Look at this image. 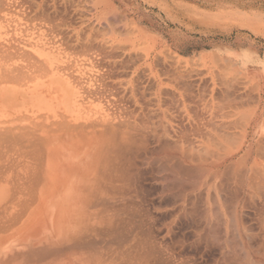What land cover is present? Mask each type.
Wrapping results in <instances>:
<instances>
[{
    "label": "rangeland",
    "instance_id": "374dc122",
    "mask_svg": "<svg viewBox=\"0 0 264 264\" xmlns=\"http://www.w3.org/2000/svg\"><path fill=\"white\" fill-rule=\"evenodd\" d=\"M219 46H239L248 50L251 60H256L257 58L260 61L264 60V0H0V51L4 54L5 51L8 53L5 58L0 52V59L4 58L8 63L4 59L1 60L0 65H2V62L4 64L5 61L3 68L7 65L15 67L12 64H16L18 67H22H20L19 74L25 76V79H28L34 73L35 80H37L39 76H43L47 69L45 58H50L49 60L54 65L60 67V70L62 69V73L65 72V76L68 77L69 75V78H75L73 81L76 83L78 81L82 82L83 77L84 80L90 78L96 86L98 84L106 85L110 96L107 92L101 95H87L85 93L84 96H78V106L76 105L74 110L77 109L82 115L87 116L89 113V115L97 117L101 114L99 116L107 115V118H112L115 115L117 117L122 116L118 118L121 119L126 118L125 116H129L130 113V116L134 117L130 118V116H127L126 119L130 118V121L133 118L131 123L138 122V124L141 123L140 125H142L144 124L142 122H147L152 129L156 128L161 133L164 130V133L168 131V140L166 139L167 133L164 139L169 143L173 142V144L171 143L172 146H178L174 147L177 150L184 149L183 146L187 145V142L190 145L185 146L186 148L196 147L195 149H201V152L203 147H208L204 149V152L207 151L210 155L216 150V154L214 153L215 157L212 155L211 159L205 157L208 160L205 159V161L209 163L206 162L205 166L209 170L208 172L206 171L207 175L205 173L202 176L203 178L201 177L202 180L205 178L203 185H198L197 189L193 191L191 189L187 190L189 186V183H187L188 186L184 185L185 187L183 186L184 189L182 188L181 191L169 181L168 192L171 195L167 192L164 199L158 198L161 186L156 181L157 176L154 173L156 169L151 171V169H146L144 164L141 165L142 159L140 158L143 156L144 151L142 155H138L135 159L141 165H139L141 173L139 172V177L134 182L135 186L133 185L134 189L131 190L133 191L131 200L133 199L132 202L134 204L130 201L129 206L130 209L132 206V210H134L132 215L137 214L135 215L136 219L141 218L138 222L141 221L140 223H144L142 226L146 224L145 227H148V230L145 227H143V230L145 232L148 231L147 233H150L149 236L153 237L152 239L162 243L164 247L162 248H167L164 251L173 248L172 253L174 255L171 251H168L171 253L170 255L167 252L164 255L165 252L162 251V248L158 250L162 249L160 251L163 253L157 250L158 253L155 252V255L161 254L160 257L173 255L172 257H177V264L215 263L213 260L217 256L215 254L216 251H211L214 255H208L210 252L202 248L189 246V243H186L188 246L181 245L179 240L183 239L181 241H185L186 239L185 242H189L195 238V231L198 226L201 227L203 225L204 219L201 209L204 210V205H202V197H206L208 191L210 204L212 206L214 203L213 207L215 210L219 208L221 202L232 211L237 204L236 202H238V196L239 198L242 196L241 185H238V183L242 182L246 173L247 175L249 174L251 184L246 188V193L248 191L249 194L245 193L242 200V222L245 227H249L250 230L247 229L248 235L252 238L251 241L254 238V242L252 241L254 245L258 244L257 246L260 245V248H257L261 251L264 250V247L261 246L264 245V191H262L264 188V159H262L264 158V142L261 140V138L264 140V69L260 71V68L255 67V65L240 66L238 55L231 51L220 53ZM204 48H216L218 52H201V49ZM3 49L5 50L3 51ZM24 54L26 56H23ZM27 55L42 58L43 62L39 57H36L40 61L36 59V63L35 61L33 63L36 65L44 63L46 66L45 71L44 64L40 65L43 67L41 69L37 68L40 66L31 64L30 66L29 63H32V58L30 60L24 59L28 61L27 64L23 60V58L28 57ZM42 69L44 72H42ZM27 71L29 73L31 71L32 74L28 75ZM36 74L40 75L36 76ZM21 75L18 77H21ZM20 79L18 80L20 81ZM22 79L24 78L22 77ZM25 81L23 80L20 84ZM102 82L105 84H102ZM7 84L10 86L16 85L14 82ZM132 85H135V88ZM139 98L140 101H138ZM15 100L17 104H13L12 109H9L10 111L5 112L0 108V137L3 135L1 142L4 141L2 149L0 148V183H4L3 177L11 174L15 175L21 169L23 158L19 156L20 144L19 142L17 143L15 137L18 135L17 138H20V132L26 125L25 123H28L31 127L29 120L31 113L26 115L24 110L28 105L20 104L22 95H17ZM133 111H135L134 114ZM122 112L124 115L127 114L124 116ZM145 113L147 114L145 115ZM111 114L114 115L112 116ZM139 119L142 122H139ZM164 119H166L165 122ZM31 120L33 119L31 118ZM36 120L39 121L40 119L37 117ZM231 123L234 127L229 125ZM21 124L23 128H21ZM223 125H227L226 129L228 130H230L228 126L233 128L229 132L224 129L225 126L223 127ZM211 126H213V129H211ZM163 127L167 128L164 129ZM254 128H256V133ZM180 131H184L187 135L184 137H187V139L183 137L184 133H180ZM231 131L232 133L235 132L233 133L235 137ZM178 133L182 136L178 135ZM224 133H228L229 137L233 136V140L231 139L228 142V138L225 137L226 134ZM118 134L119 132L115 133V135ZM199 135L207 137L203 136L205 137L203 139V137H198ZM215 136H217L216 139ZM13 137L16 140V145L12 143ZM188 138L190 139L188 140ZM152 139H149L151 141L150 146L154 147L157 144L153 143L155 141ZM180 140L186 141L181 142ZM191 140L195 141L197 145L191 144ZM199 140L206 145H202V148H199L198 145L203 144ZM259 142L261 146L257 144ZM216 143L220 144L222 149ZM209 144L210 147H212L211 144L213 147L214 144L217 145L214 147L217 149H213L212 153L208 150L210 148ZM224 146L225 148H223ZM230 149L236 151L233 152ZM221 151L223 152L221 153ZM133 152L134 150H130L132 158L134 157ZM127 153L128 155L130 154L129 151ZM223 153L226 157H224ZM131 157L129 156L128 158ZM139 159L140 162H138ZM211 160H214L216 164H212L214 161L212 162ZM238 160L241 161L237 163ZM14 161H16L15 164L17 165L14 164ZM218 161L222 165H217ZM10 162L15 166L10 164ZM251 163L254 165L253 167ZM225 164L233 166H228L227 168ZM209 165L210 167H208ZM234 165L240 169L238 171L235 168V173H230L232 174L230 176L226 171L234 168ZM7 167H11L10 170L5 169ZM223 167L227 168L226 171H224ZM214 172L219 175L217 179ZM222 172H226V176ZM2 173L3 175H1ZM220 173L221 176H224L222 177L224 180L227 177L225 181L221 178L225 183L223 185L222 181H220ZM236 174L238 178L240 177L238 182ZM227 175L230 180H228ZM232 176L235 178L233 179ZM218 181L221 182L219 184L223 188L219 184L220 189L217 188ZM260 181L263 182L260 183ZM205 182H207V185ZM252 184L254 187L250 188ZM205 187L206 191L204 190ZM212 189H216V191H213V193ZM236 190L240 193H237ZM177 192L180 193L178 194ZM182 195L190 196L186 203V210L188 209L187 211L191 215H188L186 210L184 214L182 211L177 210L181 206L178 205L182 202ZM213 199L214 201H211ZM192 200L200 206L192 205ZM193 206L196 209L199 207V209L196 210ZM191 208L195 210L193 211ZM194 212L198 214L194 215ZM200 214L202 215L201 217H199ZM163 243L166 245H163ZM202 252L207 253L204 255ZM182 258L185 259V262L182 261ZM178 259L182 263L178 262Z\"/></svg>",
    "mask_w": 264,
    "mask_h": 264
},
{
    "label": "bare ground",
    "instance_id": "6f19581e",
    "mask_svg": "<svg viewBox=\"0 0 264 264\" xmlns=\"http://www.w3.org/2000/svg\"><path fill=\"white\" fill-rule=\"evenodd\" d=\"M4 50L5 49H3V51ZM3 54L4 53H2V56L6 58L8 53L5 51L4 54L5 56ZM23 56H26V54H24ZM36 57H33V55H29L28 57L23 58V60L24 59L30 60L32 58L31 59L32 63H29V65L30 64L36 65L35 63L37 60L38 61H40L39 59L42 60V58H40L39 56H38L39 59H37L38 57L37 58ZM33 58L35 59L33 60ZM3 59L4 58L0 59V61ZM49 59L45 58L46 60L45 63L47 64L46 71H45L46 68L45 64L43 63L44 64L43 65L41 63L44 66L45 73L44 74L42 73L43 76L41 75V77L39 76L40 74H36V76H39L37 80H35L36 79V77H34L35 74L33 73L34 74L33 75L31 71L30 73L27 71L28 75L32 74V76L31 75L29 76L31 80L29 78L25 79V76L19 74L22 67L21 66L18 67L16 64H12L16 68L11 67L9 65L7 66L5 65L6 67L3 68L6 61L5 59H4L5 60L4 64L2 62V65H0L1 66L0 67L1 68L0 69V108L3 109L5 112L10 111L9 109H12L13 107L12 105L17 104V102H15L16 101L15 97L17 95H22V100H21L22 102H20V104L23 103L28 105V107H26L24 110L26 111V115L27 113H31L29 116H31V118L33 119V120H31V118L29 119L31 127L28 123H25L27 127H25L26 126L25 125L23 128L22 127L23 125L21 124V128H23L21 129L20 132V138H22L21 140L20 138H17L18 135L14 133L15 135H17L16 137L14 136L15 139L17 140V143L19 142L20 144L19 156L23 158L22 160L23 162H21L23 164L21 169L15 175L9 174L10 176L7 175V177L4 175L5 176L3 177L4 183H0V264H163V263L177 264L176 261L177 257L176 258L175 256L172 257L174 255V253H172V249H173L172 246H170L172 248V249L170 248L171 250L164 251L167 248L163 249L164 247L162 246V243L158 242L155 239H152L153 237L151 238V236H149L150 233H147L148 231L145 232V230H143V227H145L146 224L145 226H142V224L144 223H140L141 221L138 222V220L141 219L139 218V215H138L139 219H136L135 217V215L137 214H135L134 216L132 215L134 210H132V206L131 209L129 206L133 200V199L131 200L133 196L132 193L133 191L131 190L134 189L135 186L134 182L139 177V172L141 171L139 167L140 164H138L135 161V159L138 157V155L140 154L142 155L144 151L143 156L140 158L142 159L141 165L144 164L146 169H151V171L152 170L154 171L156 169L154 171V173L156 174L155 176H157L156 181L161 186L160 188L161 197L159 196L158 198L164 199L166 193L169 191L168 188L169 181L173 183L172 185L174 187H177L181 191L184 185L186 187L188 185L191 186V188H189L188 186L187 190L191 189L194 191L197 189L198 185L204 184L203 182L205 178L202 180L201 177L206 173V171L208 172L209 170V168L207 170V166H205V164L208 163L207 162L208 158L211 159L210 158L211 155L215 157L214 153L216 150L214 151L213 149H217L214 147L217 146L219 142L216 143L217 145L214 144V147L212 144H211L212 147H210L209 144L210 148L208 150L210 152L214 151L213 154L211 155L207 151L206 152L209 154L204 152V149L208 148L206 146L203 147L202 152L201 149L200 150L198 149V147L202 148V145L203 146L206 145L201 140L199 141L202 142L203 144H200L201 147L198 145L197 147L198 150L195 149L196 148L195 146L197 144H195V141L193 142V140H191L192 143L191 141L190 143L193 145L195 144V146L192 145L195 148L191 147L190 149V147H187L189 148L187 149L185 146L190 145L187 142V145L183 146L184 149L186 150H184L183 148L181 150L180 149L177 150L174 147H178V146L176 145L172 146L173 142H171L172 143L171 144L168 141H166V139L168 140V136H169V133H167L168 131H166L167 138L164 139L166 134L164 133L165 130L161 133V131L159 132L158 130H156V128L152 129V127L148 125L147 122H142L140 119L138 121L144 124L140 125L141 123L138 124V122H133V121H132L133 123H131V120H133V118L130 121L129 119L134 116H130V113H129L130 118L128 120L126 119L128 116L126 115L127 113L125 114L126 115L125 116L123 112L122 113L126 118H121V119L118 118L122 116L117 117L114 115L115 113L113 114L115 117L111 114L113 116L112 118H107L106 117L107 115L99 116L101 114L98 115L99 117L98 116L93 117L89 115V113L87 116H84L81 114V112H78L77 109L74 110L76 108V105L78 106L77 103L79 101L77 99L78 96L79 97L84 96L85 93H87V95L89 94L101 95L104 92L108 93V89L106 85L98 84L96 86L92 82V80H90V78L88 80H84L83 77H82L83 79L82 82L78 81V83H76L75 81H73L75 78L71 79L69 78V75L68 77L65 76L64 74L65 72L62 73V69L60 70V67L54 65L53 62L50 61ZM34 61L35 63H33ZM251 62L254 63V61ZM26 63L28 64V61H26ZM40 65H36V66H40ZM41 66L37 68L40 69L43 68ZM44 71L42 69V72ZM20 75L21 77H18ZM22 77L24 79H22ZM18 79H20V81ZM23 80L24 81L27 80V81L20 84V82H22ZM9 82L12 83L14 82L16 83V85L10 86L7 84ZM102 84L105 83L102 82ZM138 101H140V98ZM134 112L135 111H133V114ZM146 114L147 113H145V115ZM37 117L40 119L39 121L36 120ZM152 119L151 121H153ZM23 120L25 121V119ZM165 120L166 119H164V122ZM156 121L154 122L156 123ZM229 125L234 127L232 123ZM226 126L227 125H223L224 129L227 128ZM231 126L230 127L228 126L230 130L231 128H233ZM166 128L167 127H165L164 129ZM214 128L217 129L218 127H214ZM211 129H213V126H211ZM255 129L256 128H254V131ZM226 130L230 132V130L228 129ZM117 132H119L118 134L119 136L115 135V133L117 134ZM180 133H184V131L183 132L180 131ZM228 133L227 134L224 133V134H226L225 137L228 138V142H229L232 138L235 137V135L233 134L235 132L232 133L231 131L232 135L234 136V137L230 136L231 138L228 136ZM184 134L183 137L187 136L186 134L185 135ZM150 135L151 137L149 138ZM178 135L180 134L178 133ZM203 136L199 135L198 137H203ZM217 136H215V139L217 138ZM1 137H0V143L2 144L0 148L2 149V146L4 145L3 144L4 141L1 142ZM14 137L12 138L13 139L12 143L16 145V140L14 139ZM205 137H203V139ZM151 138H153L155 141L152 142L157 144L154 147L150 146L151 141H149V139L151 140ZM184 138L187 139V137ZM189 139L190 138H188V140ZM261 140L264 142L262 138ZM180 141L183 142L186 140L183 141L180 140ZM214 141L216 142V140ZM262 141L260 142L262 143ZM228 142L227 144H229ZM260 142L257 143L259 144V146H261ZM207 146H208V142H207ZM218 146L220 148V144ZM223 148H225V146ZM130 150H134L133 158L131 157L132 152L130 153ZM13 151L15 152V150ZM128 151L130 153L129 155L128 153L126 154V152ZM222 152L223 151H221V153ZM126 155H128V157L130 156L131 158L126 157ZM208 155L210 156L207 157ZM223 155L224 157H226L224 153ZM140 159L138 160V162H140ZM205 159L207 161H205ZM16 161H14V164L16 163ZM219 161L221 162V160ZM219 161L217 165L220 164ZM240 161L238 160L237 163H239ZM11 162H12V158H11ZM11 162L10 164H12ZM14 164L12 165L13 166L17 165ZM212 164L215 165L216 162L214 161V163ZM229 165H226V167L228 168ZM251 166L253 167L254 165L252 164ZM208 167H210V165ZM236 167L234 165V168L228 169V171H226L227 168L224 167L223 168L225 169L224 171L228 172V174L231 176L232 174L230 173L234 174L235 171L238 169ZM10 168L7 167L5 169L10 170ZM7 170L6 172L8 173ZM229 170L231 171L229 172ZM226 172H222L224 176H226L227 174ZM257 174L259 175V173ZM1 175H3V173ZM248 175L246 173V176L243 178L242 182L238 183V185H241L242 196L240 195L241 198H239V196L237 195L238 202H236L237 204L232 211L226 208L220 202L219 199H218L220 202L219 208H216L215 210L213 207L214 203L212 202L213 203L212 206L210 204V195L208 191L206 197L205 196L202 197L203 198L202 205H204L203 206L204 210L201 209V213L203 211V216L201 214L199 216V217L202 216L204 219L203 225L201 224L202 225V226L200 225L201 227L197 225L198 228L195 231V238L191 239L189 242H185L186 239L185 241H181L183 239L181 240L178 239L180 241L178 242L181 245H187L189 243L188 244L189 246L191 245L192 247L195 248H200V249L202 248L203 250L210 252L208 253V255L209 254L214 255V253L213 252L211 253V251H216L215 254L217 256L216 258L214 256L215 258V259L213 258L214 260L212 259L213 261H215V263L213 262V264H264V250L261 251L257 248L260 245L259 246H257L258 244L257 245L255 244L256 246L254 245L253 243L254 238L252 242L251 241L252 238H250L248 235L247 229L250 230L249 227L248 226H247L248 228L245 227L244 223L242 222V216H243L242 200L244 199L246 188L251 184ZM224 176L222 175L220 177V181H222V185L225 184L223 182L224 179L222 178ZM215 177L217 179L219 175L216 174ZM229 178L230 177L228 176V180H230ZM234 178L235 177H233V179ZM239 178L237 176L236 178L237 182L239 181ZM263 179H264V167H263ZM225 180H227V177ZM262 182L263 181H260V183ZM187 183L189 184L187 185ZM205 183L207 185V182ZM219 183L221 184V182L218 181L217 183L218 189H220L221 186ZM206 187L205 189L203 188L205 191H206ZM253 187L254 186L252 184V187L250 188ZM213 191H216V189L215 190L212 189V192ZM262 191H264V188ZM236 192L240 193L238 192V190H236ZM189 197L188 195L183 196L181 204L178 203L179 204L178 206L180 205L181 206L177 210H179L180 212L182 211L183 214L187 208L186 203L188 202ZM196 197L198 198V196ZM194 200H192V205L200 206L198 205V203L195 204ZM211 201H214V199ZM132 203L134 204V202ZM195 209L192 210L194 211ZM197 209H199V207ZM187 210L186 213L188 212ZM196 214L198 213H195L194 215ZM188 215H191L190 212H188ZM147 228L145 227V229ZM163 245L166 244L163 243ZM261 246L264 247V245ZM159 248L163 249L160 250L165 252L164 255L166 254V252L169 253L170 251L173 255H171L170 257H165V256L160 257L161 254L155 255L156 254L155 252L158 253V251H160L158 250ZM171 253H169V255ZM205 253L202 252V254L204 255ZM184 260L185 259H183L182 261ZM179 261L180 263H182V261L178 259V262Z\"/></svg>",
    "mask_w": 264,
    "mask_h": 264
},
{
    "label": "crops",
    "instance_id": "0c3cea01",
    "mask_svg": "<svg viewBox=\"0 0 264 264\" xmlns=\"http://www.w3.org/2000/svg\"><path fill=\"white\" fill-rule=\"evenodd\" d=\"M218 49H219L220 53L231 51V52L235 53V55H238V57H239L238 62H239V65L242 67H248L251 65H255V67L260 68V71L264 69V60L260 61L258 58L256 60H251V58L249 57L250 55H249V52L247 49H244V48L239 47V46H236V47L219 46ZM201 52L208 53V52H218V51L216 48H212V49L211 48H204V49H201ZM251 61H254V63H252Z\"/></svg>",
    "mask_w": 264,
    "mask_h": 264
}]
</instances>
